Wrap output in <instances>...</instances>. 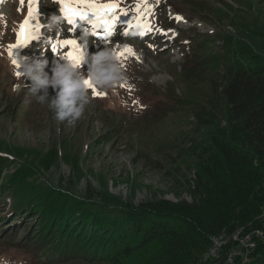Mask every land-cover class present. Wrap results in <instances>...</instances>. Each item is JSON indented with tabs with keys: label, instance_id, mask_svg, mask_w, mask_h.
Here are the masks:
<instances>
[{
	"label": "rangeland",
	"instance_id": "374dc122",
	"mask_svg": "<svg viewBox=\"0 0 264 264\" xmlns=\"http://www.w3.org/2000/svg\"><path fill=\"white\" fill-rule=\"evenodd\" d=\"M90 2L116 4L109 16L127 18L123 30L115 27L117 21L114 25L113 31L122 32L106 41L90 34L85 47L82 34L64 23L61 31H48V19L63 13L58 0L51 4L49 0H19L6 24H0V155H5L7 163L17 161L16 169L24 167L33 184L87 205L198 204L205 197L202 187L208 179L201 163L209 152L218 157L211 144L212 126L197 116L199 107L209 110L205 98L212 103L206 95L201 97L210 93L206 80L224 73L229 52L237 51L231 42L235 46L234 41H247L256 50H264V0H147V7L142 0ZM65 4L71 12L103 14L77 0H65ZM177 15L183 19L177 21ZM26 20L22 31L20 25ZM134 21L148 23L152 30L159 22L165 32L162 36L158 31V38L154 33L149 38H131L125 32L133 33ZM64 40H76L84 53V60L74 67L77 76L88 78L90 57L106 52L127 81L106 90L94 85L105 94L102 98L89 88L91 103L74 126L56 121L47 103H37L29 91L31 81L22 74L26 61L46 59L45 71L50 75L54 61L70 64L64 56L73 51L71 46L57 44V50H52L53 44ZM125 46L135 56L125 52ZM211 56L216 63H210ZM49 92L53 94L51 89ZM55 150H60L59 159ZM204 154L205 158L199 157ZM5 203H0V255L11 264H90L78 258L56 260L59 251L51 256L44 248L46 238L36 246L34 239L23 243L39 227V218L26 210L18 218L10 217ZM171 210L180 213L178 208ZM13 225L17 230L9 234ZM203 256L204 262L198 264L219 259L211 258L208 249Z\"/></svg>",
	"mask_w": 264,
	"mask_h": 264
},
{
	"label": "trees",
	"instance_id": "16d2710c",
	"mask_svg": "<svg viewBox=\"0 0 264 264\" xmlns=\"http://www.w3.org/2000/svg\"><path fill=\"white\" fill-rule=\"evenodd\" d=\"M234 43L231 46L237 51L229 52L222 76L215 74L206 80L210 93L200 92L202 98L206 95L214 102L211 105L205 98L209 110L199 107L197 116L212 126L211 144L218 157L208 151L201 163L208 179L202 187L205 197L198 204L87 205L81 199L33 184L24 167L16 169L17 161L7 163L5 155H0V203L6 202L10 217L18 218L26 210L39 218V227L23 243L34 239L36 246L46 238L44 248L49 254L54 257L55 250L59 251L56 260L198 264L204 262L203 255L217 233H233L240 227L243 233L254 228L264 231V50H256L247 41ZM209 61L216 63L213 56ZM55 154L58 157L60 150ZM205 156L199 155L202 159ZM175 208L180 213L171 210ZM16 227L13 225L9 234ZM256 243L247 259L238 258V264H264V237ZM234 244L227 243L213 264H225V255Z\"/></svg>",
	"mask_w": 264,
	"mask_h": 264
},
{
	"label": "clouds",
	"instance_id": "9594fccd",
	"mask_svg": "<svg viewBox=\"0 0 264 264\" xmlns=\"http://www.w3.org/2000/svg\"><path fill=\"white\" fill-rule=\"evenodd\" d=\"M52 0H49L51 4ZM19 6V0H0V24H6L13 6ZM63 18L52 15L46 22L48 31H61ZM89 33L83 32L81 40L87 47ZM92 71L88 78L82 74L77 76L75 68L70 64H60L54 61L50 69L51 75L45 69L48 67L46 59H37L23 64L25 78L31 81L29 91L37 103H47L53 117L60 123L74 126L83 116L86 106L91 103L89 85L84 83L90 80L92 86L100 89H114L121 82L126 83L122 69L113 61L106 52L90 57ZM15 72V69L13 70ZM49 89L52 90L50 95ZM15 90V89H14ZM0 264H11L9 259L0 255Z\"/></svg>",
	"mask_w": 264,
	"mask_h": 264
},
{
	"label": "snow or ice",
	"instance_id": "6c2138e0",
	"mask_svg": "<svg viewBox=\"0 0 264 264\" xmlns=\"http://www.w3.org/2000/svg\"><path fill=\"white\" fill-rule=\"evenodd\" d=\"M58 2L62 5L61 7V12L64 13L66 19L68 20V23H73V17L74 16H79L81 19H84L88 16L87 12H79V11H72L71 14L67 8V5L65 4V0H58ZM78 3H82V4H86L88 8H92V9H99V10H103V14L101 15L99 11H94L92 13L93 16L96 17L95 20H91L90 23L93 25V28H95L98 24L101 25L104 29V33L105 35L103 36V38L105 39V41L107 40V38L109 36H111L113 34V29H114V25L116 23V18L114 16H109V13L112 12V10H114L117 5L116 4H103V5H96L94 3H91L90 0H77ZM142 5L144 7H147V0H142ZM141 5H138V9ZM32 15V10H31V3L29 5V16ZM175 19L177 21H181L183 18L180 17L179 15H177L175 17ZM28 21L26 20L23 24L20 25L21 30L23 31L25 28V25H27ZM138 27H142L146 30L149 29L148 25H137ZM162 31V30H161ZM93 35H98L97 32H93ZM143 31L141 32V35H143ZM126 35V33H125ZM35 38V37H33ZM17 43L19 44L20 41L18 40ZM57 44L60 45H64V46H71L73 51L68 52L66 57L71 63L70 65L72 67H78L81 62L84 60V53L80 50V46L77 43L76 40H64V41H57L56 44L52 45V50L53 52H55L57 50ZM125 52L135 56V53L132 51V49L128 46H125ZM11 54V53H10ZM124 53H120V55H123ZM138 60V57H137ZM13 63H16V61L14 60ZM84 83L86 85H89V88L92 89L93 91V95L98 96V97H103L105 94L103 93H99L96 91V89L91 85V81L90 80H85Z\"/></svg>",
	"mask_w": 264,
	"mask_h": 264
},
{
	"label": "built area",
	"instance_id": "2783aa9c",
	"mask_svg": "<svg viewBox=\"0 0 264 264\" xmlns=\"http://www.w3.org/2000/svg\"><path fill=\"white\" fill-rule=\"evenodd\" d=\"M264 237V231L254 228L243 233V228L236 229L233 233L221 231L212 237L211 245L208 247V255L211 258H221L222 251L227 243H235L226 253L225 264H238L239 259H247L256 247L258 238Z\"/></svg>",
	"mask_w": 264,
	"mask_h": 264
},
{
	"label": "bare ground",
	"instance_id": "6f19581e",
	"mask_svg": "<svg viewBox=\"0 0 264 264\" xmlns=\"http://www.w3.org/2000/svg\"><path fill=\"white\" fill-rule=\"evenodd\" d=\"M50 13V12H49ZM62 18H63V16H61ZM73 19H75V23H76V27H82L84 30H87V25H88V22H86V19H79L77 16H74L73 17ZM116 21H117V23L118 24H116V28H123V26L125 25V23H122L124 20H122L121 18H116ZM85 24V25H84ZM89 24H91L90 23V21H89ZM133 24H134V27H133V29L131 30V32H137L139 35H141V32L143 31V35H141V36H146L147 34H150V33H153V32H149V29L148 30H146V29H144V28H142V27H138L137 25L139 24V25H148V24H145V23H143V22H139V21H134L133 22ZM84 25V26H83ZM97 27L98 28H101V29H103V27L101 26V25H97ZM104 30V29H103ZM138 30V31H137ZM113 33H118V31L117 30H115V31H113Z\"/></svg>",
	"mask_w": 264,
	"mask_h": 264
}]
</instances>
